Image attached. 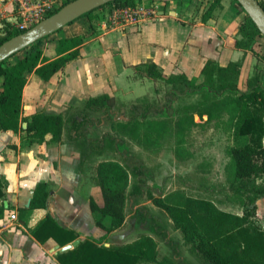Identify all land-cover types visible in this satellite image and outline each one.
<instances>
[{"label":"trees","instance_id":"obj_1","mask_svg":"<svg viewBox=\"0 0 264 264\" xmlns=\"http://www.w3.org/2000/svg\"><path fill=\"white\" fill-rule=\"evenodd\" d=\"M72 1L65 0L64 5ZM140 3L141 0H115L81 17L90 16L98 9L111 8L114 4L125 6ZM260 3L264 7V3ZM220 5L221 0H215L208 11ZM20 32L11 22H5L3 27H0V44ZM239 33L241 37L235 42L236 48L252 51L258 60L245 91L238 87L242 66L239 61L223 66L218 61L208 60L203 68L206 78L202 82H198L196 78L189 79L185 74L167 76L152 59L139 65L146 76L174 84L175 94L194 93L204 89L214 92L216 99H213L212 105L200 110L198 115L203 117L208 114L206 122L210 123L220 114L231 112L238 120L241 119L237 133L251 137L250 144L233 146L230 149L233 163L231 188L241 198L246 195L241 204L244 206L243 214L221 209L215 202L206 198L183 196L174 202H169L164 197L154 198V202L169 214L174 226L181 230L185 241L191 244L192 250L205 264H264V228L253 219L257 210L256 198L264 197V56L257 48V37L264 35L245 10L239 23ZM52 35L54 33L18 51L0 64V131L17 133L24 129L27 134L23 141L29 145L62 141L66 119L62 113H48L44 110H38L28 116L23 115L27 74L35 72L43 80H50L70 62L80 58L85 42V37L81 34L66 35L53 40L50 39ZM46 40H52L56 47L57 56L52 59L45 54L41 46ZM23 51L26 52L20 56ZM116 103L112 94L100 93L88 98L83 110L90 107L105 112L111 111ZM134 109L137 111L140 107L136 106ZM152 109L153 105L146 103L143 111L118 121L120 130L136 138L148 139L161 134L166 129L164 121L148 120V113ZM69 119L70 127L75 132L73 137L83 138L84 141L82 163L88 151L102 152L106 146L119 149L124 143V140L112 133L90 138L85 129L88 120L86 116H72ZM11 146L17 148L16 145ZM124 160L125 163L113 159L102 160L96 168V181L101 188L104 204L100 206L91 197L90 207L98 226L106 231V236L124 225L127 218V202L132 201L135 204L139 197L144 195L148 183L147 169L142 161L126 150ZM132 176L137 177L133 183ZM259 179L262 180L261 183H258ZM3 184L4 179L0 174V198L5 194ZM49 195L48 183L39 182L30 208H45ZM136 212L142 214L140 206ZM3 214L2 206L0 218ZM150 229L168 239L173 248L172 258L158 259V244L150 234H143L135 241L121 245H106L104 241L85 238L73 248L60 251L57 258L61 264H139L144 261L149 264H179V249L169 237L168 231L163 226L154 224L150 225ZM31 232L40 242L54 239L61 247L79 238L76 230L62 226L50 214L41 219Z\"/></svg>","mask_w":264,"mask_h":264},{"label":"crops","instance_id":"obj_2","mask_svg":"<svg viewBox=\"0 0 264 264\" xmlns=\"http://www.w3.org/2000/svg\"><path fill=\"white\" fill-rule=\"evenodd\" d=\"M213 1L141 0L140 4L153 6L157 15L138 24L114 23L109 20V7L76 19L50 39L83 35L80 58L48 81L29 72L23 115L38 110L63 114L74 101H86L105 92L118 101L121 86L128 90L126 96L133 95L132 89L140 94L156 82L139 67L149 59L167 76L185 74L198 82L206 78L203 68L208 60L223 66L239 61L242 66L238 87L245 91L258 60L252 51L235 46L241 37L239 23L244 9L237 0H221L220 6L208 11ZM20 12V0H0V27L7 21L16 27ZM257 43L259 53L264 56V36H258ZM41 46L49 58L57 56L55 45L46 40ZM49 46L52 54L47 52ZM207 92L205 89L194 92L193 98H209ZM204 115L208 118V114ZM26 134L24 129L17 133L0 131V174L5 193L0 198V207H4L0 218V264H61L57 258L61 246L56 240L42 243L31 232L48 214L62 226L76 230L80 241L91 238L106 245L117 244L110 238L126 222L107 236L98 226L90 199L93 197L102 206V191L90 181L88 164L84 162L87 160L82 163L78 148L66 141V130L62 141L42 144L24 143ZM42 181L50 188L48 204L45 208H30L36 186ZM13 213L17 214L16 219L11 218Z\"/></svg>","mask_w":264,"mask_h":264},{"label":"rangeland","instance_id":"obj_3","mask_svg":"<svg viewBox=\"0 0 264 264\" xmlns=\"http://www.w3.org/2000/svg\"><path fill=\"white\" fill-rule=\"evenodd\" d=\"M64 2L65 0L56 1L57 7L53 10L64 5ZM100 17H104V12L100 13ZM48 43L52 44V40H48ZM25 52L19 55L22 56ZM47 52L52 54L50 46ZM138 79L144 82L143 77ZM174 87L172 83L156 81L149 84L144 92L136 94L132 89L133 95L126 96L128 90L121 86L118 89L116 105L113 110L106 112L90 107L83 110L85 101H74L63 113L66 119L65 137L74 148H78L82 157L85 150L84 141L83 138L73 137L75 132L70 127L69 118L86 116L88 120L85 129L90 138L112 133L124 140L119 149L106 146L102 152L88 151L84 159L87 161L84 162L88 164L90 181L97 187L100 186L96 175L93 174L96 173L98 163L106 159L125 163L124 150L135 155L146 166L148 183L145 193L135 204L132 201L127 202L125 226L110 238L117 243L115 245L130 243L143 234H150L158 244V259L172 258L173 248L168 239L150 229L152 224L159 225L168 231L169 237L177 244L179 264H205L192 250L191 244L185 241L181 230L174 226L169 214L154 202V198L164 197L169 202L179 200L183 196L206 198L215 202L221 209L243 214L244 206L241 204L246 195L241 198L231 188L233 163L230 149L233 146L250 144L251 137L237 133L241 119L238 120L232 113L224 112L210 123L206 122V115H198L200 110L216 99L214 92H209V98H193L192 92L175 94ZM146 103L153 105V109L148 113V120H163L166 127L164 132L147 139L136 138L121 131L118 121L143 111ZM136 106L140 107L137 111L134 109ZM136 180V176L131 177V183ZM261 182L259 179L258 183ZM139 206L142 214L136 212ZM256 206L253 219L264 228V197L256 198ZM139 264L149 263L144 261Z\"/></svg>","mask_w":264,"mask_h":264},{"label":"water","instance_id":"obj_4","mask_svg":"<svg viewBox=\"0 0 264 264\" xmlns=\"http://www.w3.org/2000/svg\"><path fill=\"white\" fill-rule=\"evenodd\" d=\"M111 1L115 0H73L67 5L62 6L57 11L36 23L32 27L21 31L16 36L0 44V64L18 51L28 47L32 43L51 35L82 15L91 12ZM243 9L254 20L264 35V7L260 0H237ZM80 243L76 239L60 248V251L71 249Z\"/></svg>","mask_w":264,"mask_h":264},{"label":"built area","instance_id":"obj_5","mask_svg":"<svg viewBox=\"0 0 264 264\" xmlns=\"http://www.w3.org/2000/svg\"><path fill=\"white\" fill-rule=\"evenodd\" d=\"M56 1L58 0H20L21 19L17 21L16 27L20 31H24L40 22L57 10H53V8L57 7ZM260 1L264 3V0ZM51 10L53 12L49 13ZM155 15H157V12L153 6L145 4L121 6L114 4L109 13V20L116 24H138L152 19ZM11 218L16 219L17 214L13 213Z\"/></svg>","mask_w":264,"mask_h":264}]
</instances>
